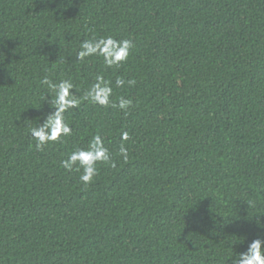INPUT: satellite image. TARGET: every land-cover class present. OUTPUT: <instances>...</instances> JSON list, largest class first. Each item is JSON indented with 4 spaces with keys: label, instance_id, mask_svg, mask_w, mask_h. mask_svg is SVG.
I'll return each mask as SVG.
<instances>
[{
    "label": "trees",
    "instance_id": "trees-1",
    "mask_svg": "<svg viewBox=\"0 0 264 264\" xmlns=\"http://www.w3.org/2000/svg\"><path fill=\"white\" fill-rule=\"evenodd\" d=\"M109 35L134 43L120 68L75 59ZM46 75L78 96L103 75L133 106L82 101L37 151ZM97 134L116 167L86 186L61 161ZM258 236L264 0H0V264H231Z\"/></svg>",
    "mask_w": 264,
    "mask_h": 264
},
{
    "label": "clouds",
    "instance_id": "clouds-1",
    "mask_svg": "<svg viewBox=\"0 0 264 264\" xmlns=\"http://www.w3.org/2000/svg\"><path fill=\"white\" fill-rule=\"evenodd\" d=\"M133 47L131 39H117L111 35L94 36L81 42L75 59L84 61L88 57H102L106 68H120L128 61ZM39 83L48 89V94L43 99L51 111L41 118L42 123L38 122L37 127L30 128V135L36 142L37 151L43 150L50 143L61 142L62 138L71 135L72 128L65 118V113L71 109H78L82 101H89L104 108H118L125 114L133 106V100L123 96L118 98V103L113 100L112 82L106 80L103 75H97L82 96L77 95L76 86L71 79H62L57 83L46 75ZM126 83L132 85L134 81H126L122 76L115 79L117 88H123ZM129 139V132L122 131L119 156L125 162L128 160L129 151L123 142ZM101 164L116 167L113 154L100 134L93 136L86 148H77L61 161V166L66 171L80 173L79 180L86 186L92 184L99 175L98 165ZM231 264H264V237L258 236L253 239L247 250L238 253Z\"/></svg>",
    "mask_w": 264,
    "mask_h": 264
}]
</instances>
